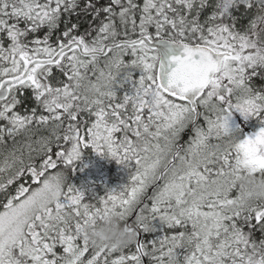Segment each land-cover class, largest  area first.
Returning <instances> with one entry per match:
<instances>
[{"label": "snow or ice", "instance_id": "1", "mask_svg": "<svg viewBox=\"0 0 264 264\" xmlns=\"http://www.w3.org/2000/svg\"><path fill=\"white\" fill-rule=\"evenodd\" d=\"M257 79L264 0H0V144L46 157L0 165V264H264V198L237 182L264 177ZM89 147L134 167L131 187L98 196L48 172ZM25 171L40 186L13 194ZM101 211L135 238L96 246Z\"/></svg>", "mask_w": 264, "mask_h": 264}, {"label": "trees", "instance_id": "2", "mask_svg": "<svg viewBox=\"0 0 264 264\" xmlns=\"http://www.w3.org/2000/svg\"><path fill=\"white\" fill-rule=\"evenodd\" d=\"M101 2H104V0H101ZM84 27H87L86 22L84 23ZM20 137L21 136H17L15 138L6 137L4 143L0 144V165L3 164L4 158L8 154V152L15 148L17 150V155L22 154L25 163L31 162L39 169L43 163V159H45L46 157H42L41 155H38L35 151H33L32 159L31 161H29V150L26 147V139L20 140ZM36 147L37 146L33 144V149H35ZM58 150L59 149L56 148L55 145H53V153H51L53 159H57L54 153ZM60 170H63L67 173L68 179L70 181L74 177L73 172L76 171L77 173L74 182L77 186L90 187L96 191V194L98 196L105 197L107 195H120L125 188H130L132 185L131 176L135 171L134 167L129 169L124 165L118 163L114 158L108 156L107 154L97 153L90 147L83 150L81 158L78 161L74 162L72 166L65 167L61 161H57V168L48 169V172L52 173L54 171ZM28 183L31 184V188L33 189L39 184L37 180L33 179L29 172L25 171L24 174L19 179L14 181L13 185L9 187L14 194L15 188L17 186L23 185L27 187ZM113 189L115 191H113ZM85 202L97 203L98 201L92 200L91 197H87ZM144 203H150V200L146 199ZM137 209L139 210V208ZM145 237L146 240H150L153 238V235L145 234ZM256 238H261V234L259 232L256 233Z\"/></svg>", "mask_w": 264, "mask_h": 264}, {"label": "clouds", "instance_id": "3", "mask_svg": "<svg viewBox=\"0 0 264 264\" xmlns=\"http://www.w3.org/2000/svg\"><path fill=\"white\" fill-rule=\"evenodd\" d=\"M251 200L264 198V177L242 170L237 181ZM88 239L96 246H124L135 238L133 225L115 212L101 211L87 230Z\"/></svg>", "mask_w": 264, "mask_h": 264}, {"label": "flooded vegetation", "instance_id": "4", "mask_svg": "<svg viewBox=\"0 0 264 264\" xmlns=\"http://www.w3.org/2000/svg\"><path fill=\"white\" fill-rule=\"evenodd\" d=\"M261 85H264V81L256 80V86H257V87H260ZM234 118L237 119V122H238L239 120H242V119H243L242 117L239 116L238 113H234ZM245 124L247 125V126L245 127V129H244V131H245L246 133H249V134H250L252 131H254V129H255V127H256L254 121H248V122H245ZM191 134H192V133H191L190 130L186 131L185 134H184V140L189 139L190 136H191ZM36 138H38V137H36ZM36 138H34V139H36ZM21 139H26V138L23 137V136H21V137H20V140H21ZM129 222H131V221H129ZM150 235H153V234H150ZM142 239H145V240H146L145 234H142ZM145 260H146V262H147V258H145Z\"/></svg>", "mask_w": 264, "mask_h": 264}, {"label": "rangeland", "instance_id": "5", "mask_svg": "<svg viewBox=\"0 0 264 264\" xmlns=\"http://www.w3.org/2000/svg\"><path fill=\"white\" fill-rule=\"evenodd\" d=\"M76 173H77L76 171H74V172H73V174H74V177H73V179H72L71 181L69 180V182H70V183H73V184H75V182H74V181H75V176H76ZM39 186H40V185L38 184V185H37V187H39ZM150 186H151V185H150ZM150 186H149V187H150ZM27 187H28V188H31V184H29V183H28ZM149 187H148V189H149ZM35 188H36V187H35ZM32 189H33V188H32ZM148 189H147V190H148ZM1 210H2V209H1Z\"/></svg>", "mask_w": 264, "mask_h": 264}, {"label": "water", "instance_id": "6", "mask_svg": "<svg viewBox=\"0 0 264 264\" xmlns=\"http://www.w3.org/2000/svg\"><path fill=\"white\" fill-rule=\"evenodd\" d=\"M155 46H156V47H161V45H160L159 43H157Z\"/></svg>", "mask_w": 264, "mask_h": 264}]
</instances>
